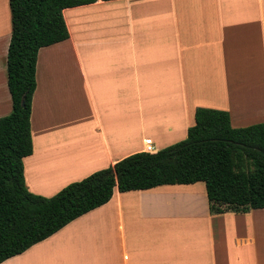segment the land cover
I'll list each match as a JSON object with an SVG mask.
<instances>
[{
	"label": "crops",
	"instance_id": "obj_1",
	"mask_svg": "<svg viewBox=\"0 0 264 264\" xmlns=\"http://www.w3.org/2000/svg\"><path fill=\"white\" fill-rule=\"evenodd\" d=\"M63 17L69 38L37 55L29 192L53 196L146 139L155 151L182 141L198 107L227 111L232 127L264 121V0H97ZM10 38L0 0V117ZM200 183L114 189L0 264H264V209L212 215Z\"/></svg>",
	"mask_w": 264,
	"mask_h": 264
},
{
	"label": "trees",
	"instance_id": "obj_2",
	"mask_svg": "<svg viewBox=\"0 0 264 264\" xmlns=\"http://www.w3.org/2000/svg\"><path fill=\"white\" fill-rule=\"evenodd\" d=\"M96 1L9 0L6 75L12 108L0 117V263L106 204L114 189L203 182L212 215L264 209V122L234 128L227 111L203 107L196 108L182 141L128 155L50 197L28 191L23 158L33 149L30 116L38 51L69 38L64 9Z\"/></svg>",
	"mask_w": 264,
	"mask_h": 264
},
{
	"label": "rangeland",
	"instance_id": "obj_3",
	"mask_svg": "<svg viewBox=\"0 0 264 264\" xmlns=\"http://www.w3.org/2000/svg\"><path fill=\"white\" fill-rule=\"evenodd\" d=\"M86 27V24L85 25H83L82 26V28H85ZM84 95V93H82L81 92V95L79 96V102H78V104H81V100H80V97L81 96H83ZM70 107H71V105H70ZM78 108H79V105H77V107H76V111L78 110ZM255 108V107H254ZM236 111L237 112H240V113H245V110L243 109V108H238V107H236ZM70 112H72V107H71V109L67 112V113H70ZM238 116H241V115H239L238 113H236ZM70 116H67V118H69ZM262 122H264V121H260V122H257V123H262ZM252 124H256V123H252ZM252 124H248L247 126H250V125H252ZM235 125V124H234ZM235 126H237V127H234V128H242V127H247L246 125H243V126H240V125H235ZM191 127V126H190ZM32 141H33V144L35 145L36 144V142H37V138H36V136H35V133L33 134V136H32ZM167 141V140H166ZM155 145V143H153V146ZM169 145H172V143L171 144H169ZM168 145V146H169ZM165 147H167V146H164V148ZM154 148H155V146H154ZM163 149V148H162ZM85 178V177H84ZM79 181V180H78ZM75 182V181H74ZM72 183V182H71ZM201 185H204L203 183H200ZM264 213V212H263ZM262 224V231H264V221H262L261 222Z\"/></svg>",
	"mask_w": 264,
	"mask_h": 264
},
{
	"label": "built area",
	"instance_id": "obj_4",
	"mask_svg": "<svg viewBox=\"0 0 264 264\" xmlns=\"http://www.w3.org/2000/svg\"><path fill=\"white\" fill-rule=\"evenodd\" d=\"M144 144L146 145V150L145 152H148V153H152V152H155L153 146H152V143H151V140L149 139H146Z\"/></svg>",
	"mask_w": 264,
	"mask_h": 264
},
{
	"label": "water",
	"instance_id": "obj_5",
	"mask_svg": "<svg viewBox=\"0 0 264 264\" xmlns=\"http://www.w3.org/2000/svg\"><path fill=\"white\" fill-rule=\"evenodd\" d=\"M24 103H25V101H24V97H22V100H21V105L23 106V105H24Z\"/></svg>",
	"mask_w": 264,
	"mask_h": 264
},
{
	"label": "bare ground",
	"instance_id": "obj_6",
	"mask_svg": "<svg viewBox=\"0 0 264 264\" xmlns=\"http://www.w3.org/2000/svg\"><path fill=\"white\" fill-rule=\"evenodd\" d=\"M261 216H262V219H263V221H264V214H262ZM261 224H262V223H261ZM261 230H262V225H261ZM263 233H264V231H263Z\"/></svg>",
	"mask_w": 264,
	"mask_h": 264
}]
</instances>
